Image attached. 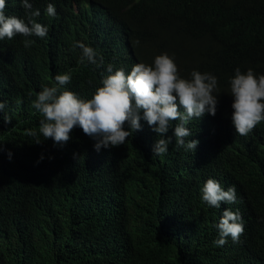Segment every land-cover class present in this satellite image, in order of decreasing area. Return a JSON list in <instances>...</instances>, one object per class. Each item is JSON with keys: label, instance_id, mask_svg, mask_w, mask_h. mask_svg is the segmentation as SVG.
<instances>
[{"label": "trees", "instance_id": "1", "mask_svg": "<svg viewBox=\"0 0 264 264\" xmlns=\"http://www.w3.org/2000/svg\"><path fill=\"white\" fill-rule=\"evenodd\" d=\"M77 1L106 6L126 22L117 28L109 16L76 13L71 0H31L41 13L36 21L48 27L46 37L0 40V264H264V144L246 154L252 139H238L233 152L226 141L214 149L206 144L208 124L227 116V103L218 104L215 116L205 113L187 125L193 133L188 139L199 141L195 152L176 147L178 121H172L168 152L153 154L157 134L141 120L115 172L110 154L96 152L79 127L64 147L44 139V117L33 107L58 74H72L61 90L91 99L108 64L113 72H129L126 64L150 65L162 52L174 57L180 72L192 63L217 72L218 90L229 102L236 68L264 75V66L241 58L255 37L264 36V0ZM50 2L58 5L55 16L47 14V5L40 10ZM17 9L25 17L22 4ZM210 33L225 44L223 54L238 55L222 75L216 71L222 61L209 54ZM161 35L176 37L181 47ZM25 39L31 46H24ZM77 42L95 49L103 64L81 65ZM127 42L144 43L122 58L117 50ZM209 178L225 190L235 186L236 202L220 208L204 202L201 190ZM225 208L239 211L244 232L238 242L229 237L217 246L216 225Z\"/></svg>", "mask_w": 264, "mask_h": 264}, {"label": "clouds", "instance_id": "2", "mask_svg": "<svg viewBox=\"0 0 264 264\" xmlns=\"http://www.w3.org/2000/svg\"><path fill=\"white\" fill-rule=\"evenodd\" d=\"M8 1L6 4V0H0V40H14L18 34L24 37H46L48 27L36 21L35 17H39L41 13L38 9H33L31 0ZM71 1L76 13L82 11L95 20L109 16L117 28L126 22L113 18L114 12L106 6ZM21 4L25 9V17L17 13ZM54 4L44 3L40 5V10L43 11L47 5V14L55 16L58 5ZM7 5H10L7 10L9 15L6 13ZM61 9L63 16L65 9L62 6ZM161 36L165 42L181 47L176 37ZM208 41L209 54H213L217 61H222V65L216 70L222 75L224 68L231 69L232 61L238 59V55L223 54L225 44L212 33L208 35ZM32 43L31 40H24L25 47ZM142 43L144 42L130 45L127 42L123 44L124 48L119 47L117 51L124 58L128 53L138 52L143 47ZM74 46L82 50L79 60L81 65L85 62L97 66L103 64V57L97 59V52L92 47L82 42H77ZM161 46L168 48L165 45H158L157 48ZM171 56L167 52L159 53L150 65L142 61L128 63L125 67L129 72L124 69L113 72L111 64H108L109 74L102 80V86L96 89L91 99L81 98L70 90H61L70 82L71 72L56 75V83L53 86H44L33 101V107L44 117L40 121L39 132L44 139L51 138L64 147L73 129L81 128L95 142L91 147L96 152L110 154L112 170L115 172L122 164L123 146L134 132L141 130V120L146 121L157 134L153 154L162 155L168 152L173 138H166L165 134L172 126V121H178L174 127L176 147L195 152L199 141L188 139L193 133L187 125L194 118L199 120L205 113L215 116L218 104L224 102L227 103L228 114L218 122L208 124L206 144L214 149L226 141L233 152V145L238 139H252L250 148L243 154L253 152L264 144V75H257L251 68H236L234 76L230 78L231 93L227 92L228 102L225 92L218 90L217 72L211 73L200 63H192L180 72ZM241 58L249 65L264 66V36L255 37ZM181 107L183 111L180 110ZM4 108L5 103L0 102V111ZM3 120L5 123L11 122L7 116ZM198 122L201 121L195 123ZM125 124L128 125V130H125ZM28 135L36 136V132L29 131ZM40 142L37 139L36 143ZM201 191L202 200L211 207L220 208L222 204L236 202L235 186L225 190L212 178L204 183ZM216 227L219 238L214 243L217 246L225 245L229 237L233 242H238L244 232L241 214L238 210L234 212L229 208L223 210Z\"/></svg>", "mask_w": 264, "mask_h": 264}]
</instances>
